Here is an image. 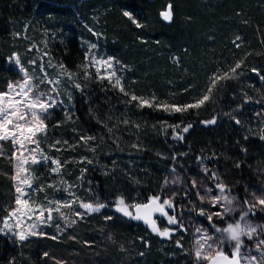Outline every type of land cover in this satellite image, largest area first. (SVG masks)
Segmentation results:
<instances>
[{
    "label": "trees",
    "instance_id": "1",
    "mask_svg": "<svg viewBox=\"0 0 264 264\" xmlns=\"http://www.w3.org/2000/svg\"><path fill=\"white\" fill-rule=\"evenodd\" d=\"M169 5L167 22L162 13ZM93 50L121 65L124 92L84 68ZM43 52L81 88L64 79L65 103L49 111L46 136H38L49 157L30 165V194L41 187L34 193L40 204L75 198L71 207L111 208L121 197L129 205L146 203L164 193L174 169L189 187L178 195L183 218L193 209L206 224L222 227L226 220L209 221L201 209L191 176L196 165L219 181L221 173L242 204L264 190V0H0V92L19 76L13 54L30 71L41 67ZM237 63L234 78L220 80L200 108L170 113L157 107L194 102L214 74L230 73ZM132 95L154 103L139 107ZM213 118L215 124L202 123ZM52 160L61 165L57 172ZM5 168L0 165V223L13 205ZM110 211L85 215L60 236L54 227L24 241L0 233V264H195L185 232L180 242L162 238ZM249 217L264 225V211ZM252 245L246 249L254 252Z\"/></svg>",
    "mask_w": 264,
    "mask_h": 264
},
{
    "label": "snow or ice",
    "instance_id": "2",
    "mask_svg": "<svg viewBox=\"0 0 264 264\" xmlns=\"http://www.w3.org/2000/svg\"><path fill=\"white\" fill-rule=\"evenodd\" d=\"M125 16H129V12H124ZM163 19L166 21H171V6H168V10L162 13ZM131 18V17H130ZM135 23V21H133ZM137 27L140 25L137 23ZM239 39V37H237ZM95 47V45H91ZM85 59L87 63L84 68L87 69L92 67L95 69L97 79H108L109 83L114 87H118L121 92H124V88L121 84V79L117 75L116 67L113 63V58L107 59H97L90 53H86ZM16 66H18V71L22 73L20 81L15 83H10L8 90L6 92H0V142H11L10 152H6L4 145L0 144V156L9 158L14 161V175L13 180L15 181V193L16 198L14 201L15 207H13L8 215V218L4 221V228H9L8 220H13L15 226L20 229V225L23 220H33V223L28 224L27 228L20 229L13 233L18 236L20 241H24L29 235H37L36 227L37 224H45L52 219V213L57 212L64 217L66 223L74 224L76 221L73 219L68 220V217L61 212L62 207H71L73 203H76L74 198L72 201L61 202V201H49L47 204H39L35 208L32 204L35 203L34 193L38 191H43V189L37 186L36 189L30 194L29 189H32L31 180L33 179L32 174L29 172L28 165L38 164L41 161L47 162L49 157H47L40 148V140L37 139L38 136H46L47 125L44 121L48 118L51 113L50 108L56 106L57 97L59 93L57 92V86L60 84L61 76H66L68 80L72 81V87L80 89V83L73 80V73L60 65V71L56 79H47V73L44 74L45 80L50 86L48 92L38 91L35 95H32L37 85L32 83V76L21 65L18 55L13 54L10 58ZM32 63H35L33 61ZM118 63V62H117ZM241 67L240 63L235 64L230 69L229 72L216 73L210 78V85L207 92L196 98L194 102L187 104H158L159 109H163L165 112L170 113H180L187 111L188 109H198L205 102L209 101L212 89L216 87V84L220 80L234 78L236 70ZM43 70V69H42ZM85 77L89 76L90 73L85 71ZM115 77V79H113ZM264 79V77H261ZM44 80H41L43 83ZM128 93H125L127 95ZM71 98V97H70ZM130 101H138L139 107L148 106L151 107L154 100H146L143 98H138L135 95L130 97ZM60 103H63L62 101ZM235 119V118H233ZM204 124H215L216 119L213 118L209 121H202ZM236 124H240V120H235ZM191 124L183 127L182 132H188ZM174 138L183 139L180 133H176ZM247 139V137H245ZM264 139V136H261ZM57 143H59L57 141ZM34 145V147H30ZM52 164L56 167L52 169L53 172H57L61 167L58 160H52ZM239 167V165H237ZM212 178L217 180L215 187L219 190L220 195L211 199L213 205L220 203L223 207V212L214 213V215L224 218L225 215L232 213L235 209L232 207L235 198H229L230 189H228L222 182L219 181L216 173H212ZM178 182L174 180L173 183ZM168 181H165L167 184ZM193 186H195V181H193ZM206 192H211V189H206ZM71 195V193H70ZM253 195L252 202L247 199L244 200L245 210L239 217V220L227 223L226 227L219 228L213 225L215 231L220 233V238H214L208 235L207 231L204 229H197L199 233V238L196 240V250L195 258L197 261H205L207 264H264V239H258L255 244V251L259 255H252L251 249L244 248V242L242 237H247L252 240L254 236H259L264 234V225H255L247 220L249 214L255 215V209L260 208L264 211V190H261V195ZM204 200V197H201ZM79 207L84 209V212H75L76 216L83 218L86 214H91L94 212H99L106 205L103 203H84L80 202ZM130 207L132 210H130ZM166 209H170L175 213L176 205L173 204L172 198L169 197L161 202L160 196L155 195L149 198L146 203H136L134 205H129L125 203V200L121 197L115 202V211L121 213L125 217H130L135 220H142L145 224H149L154 232H157L162 237H169L171 235L170 230L165 229L164 231H159L156 227L155 221L153 220V215L159 213L162 216H166L168 223L178 224L175 215L168 216ZM47 213V216H45ZM200 215H204L201 211ZM111 219V216L106 217ZM212 215L208 216V220L211 221ZM182 227V225H181ZM30 229V231H29ZM227 240L230 242L231 251L226 254L223 250V243ZM210 241H212L210 243ZM243 249V251H242Z\"/></svg>",
    "mask_w": 264,
    "mask_h": 264
},
{
    "label": "rangeland",
    "instance_id": "3",
    "mask_svg": "<svg viewBox=\"0 0 264 264\" xmlns=\"http://www.w3.org/2000/svg\"><path fill=\"white\" fill-rule=\"evenodd\" d=\"M95 37L96 40L100 39V34L98 32H95ZM95 43H90L91 45H94ZM89 53V52H88ZM44 52L41 55L43 60L42 65L40 68H38L37 64L34 69L33 66L32 68L29 70H26L28 72V74L30 76H32L33 80L32 83L37 85V88L34 89L32 95H35L36 92L38 91H42V92H48L50 86L48 85L47 81L45 80L44 74L47 73V79H56L58 76V73L60 71H62L60 69L59 66L55 65L51 60H48V57L44 56ZM90 54L92 56H95L97 59H107V58H112V57H101L97 52L93 53L92 51H90ZM19 57V56H18ZM21 63V62H20ZM113 63L116 67V71H117V75L119 76L121 71H122V67L120 64L117 63V61L113 58ZM22 65V64H21ZM18 69V66H16ZM43 69V70H42ZM22 77V73L19 72V76L16 80L12 81L11 83H15L17 81H20ZM66 78V76H61L60 77V84L57 86V92L59 93L58 97H57V103L56 106L58 105H63L65 103L64 97H63V93H62V86L61 83L64 81V79ZM113 79H115V77H113ZM41 80H44L43 83H41ZM8 90V88H7ZM6 90V91H7ZM4 91V92H6ZM63 103H60V102ZM54 108V107H53ZM53 108H50L49 111ZM45 123V121H44ZM38 139V137H37ZM0 144L4 145L5 151L6 152H10L11 150V142H0ZM30 147H34V145H30ZM0 165H2L3 168L5 169H1L3 172H5L6 174V178L9 180V183L11 185V197H12V206L8 208L7 210V214L5 216V218L3 219V221L0 223V233L1 234H8V235H14L13 233H15L16 231L20 230V229H24L27 228L28 224L33 223V220H23L21 225H20V229H18L13 220H8V224H9V228L11 229V231L9 229L4 228V221L8 218L9 212L10 210L15 207L14 201L16 198V193H15V181L13 180V175H14V161H12L9 158H5L3 156H0ZM30 165H34V164H29L27 167L29 169V172L32 174L31 170H30ZM7 169V170H6ZM191 169V168H190ZM33 176V174H32ZM191 176H192V183L193 181H195V186H194V192H196L197 197L199 199V201L201 202V209L203 211L206 212L207 217L209 215H212V219H217V220H226V223L224 226L219 227V228H223L226 227L227 223L233 222V221H237L239 220L240 215L242 214V212L245 210V206L244 204H242L239 200L238 197H236L234 194H232L231 192L229 193V198H235V201L232 205V207L235 209L232 213H229L227 215L224 216L223 219H221L220 217L214 215V213L217 212H223V207L222 204L217 203L215 205H213L210 201L212 198L214 197H218L220 195L219 190L215 187L214 185V180L212 179V177L210 176L209 172H208V168L205 165L199 164L196 165L195 168L191 171ZM174 180H178V182L173 183ZM220 182H222L224 185H228L226 183V181L223 180L222 174L220 173ZM31 185H33V179L31 180ZM211 189V192H206V189ZM31 189H29L30 192ZM184 192H189V187L186 184L184 178L182 177V175L176 171V170H172V173L170 174V177L168 178V183L165 185V190L164 193L160 196V200L161 202L169 197L172 198V202L174 205H176V211L175 213H173L177 219V221H179L180 223L178 224H170L168 223V219L165 216L164 221L165 224L163 227L160 226L158 220H157V224L156 227L159 229V231H164L165 229L170 230L171 235L169 237H162L161 235H159L157 232H153L157 235H159L162 238H166V239H174L178 242H180L179 240L182 238V234H180L181 231L185 232L187 234L186 239L187 242L189 244V252L191 253V256L193 258V263L195 264H207V262L205 261H197L195 258V250H196V240L199 238V233L197 232V229H204L207 231L208 235L213 236L214 238H220L221 234L215 231V228H213V225L210 226V224H206L205 222H203L196 212H193L192 209V214L191 217L189 219L187 218H183V202L181 201V199L178 198L179 193H184ZM192 193V192H191ZM253 193H255L256 196H260L261 195V191H255L252 192L249 200L250 202H252L253 200ZM201 197H204V200H201ZM40 203L38 201L35 200V203L32 204V207L35 208L37 205H39ZM193 206L195 207V204H191V202H189V206ZM115 209V203L113 207H105L102 208L99 212H103L106 215H110L112 212L110 210H114ZM257 210L262 211L260 208H256ZM130 210L131 207H130ZM85 210L82 208H78V207H69V208H61V212L64 213L65 216L68 217V220H77V219H81L79 216H76L74 213L75 212H84ZM170 209H167L168 212V216H172ZM197 211V210H196ZM116 212V211H115ZM118 213V212H116ZM121 214V213H120ZM88 215V214H86ZM122 215V214H121ZM45 216H47V213H45ZM85 216V215H84ZM83 216V217H84ZM123 216V215H122ZM126 219H132L130 217H125ZM205 220V219H204ZM247 220L255 225H261L259 222H257L255 219H253L252 217H247ZM182 225V227H181ZM73 226V224L70 223H66L65 219L63 216H61L59 213L57 212H53L52 213V219L50 221H48L45 224H37L36 227V232L38 233L37 235H29V237H34V236H43V233L48 232L50 233V229L51 228H55L53 234L60 236L63 233L67 232L68 229H70ZM217 227V226H216ZM30 231V229H29ZM15 237L18 238V236L14 235ZM263 234H260L259 236H254V238L252 240H249L247 237H242V240L244 242V248H246V244L252 243L255 247V244L258 242V239H262ZM19 239V238H18ZM212 241H210L211 243ZM223 250L225 253H230L231 251V247H230V242L225 240L223 243ZM264 250V249H262ZM243 251V249H242ZM252 255H259V253H257L256 251L251 252Z\"/></svg>",
    "mask_w": 264,
    "mask_h": 264
},
{
    "label": "water",
    "instance_id": "4",
    "mask_svg": "<svg viewBox=\"0 0 264 264\" xmlns=\"http://www.w3.org/2000/svg\"><path fill=\"white\" fill-rule=\"evenodd\" d=\"M163 17V16H162ZM166 21V20H165ZM167 22H169V21H167ZM166 211H167V209H166ZM165 216H162V215H160L159 213H156V214H154L153 215V220L155 221V224H157V220H159L160 218H164ZM137 222H141V223H144L142 220H136ZM150 228H152L149 224H147ZM226 254H228V253H226Z\"/></svg>",
    "mask_w": 264,
    "mask_h": 264
}]
</instances>
